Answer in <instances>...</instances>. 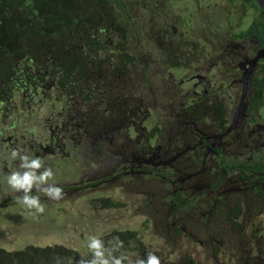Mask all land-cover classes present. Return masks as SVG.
Masks as SVG:
<instances>
[{
    "label": "rangeland",
    "instance_id": "rangeland-1",
    "mask_svg": "<svg viewBox=\"0 0 264 264\" xmlns=\"http://www.w3.org/2000/svg\"><path fill=\"white\" fill-rule=\"evenodd\" d=\"M129 1L133 10L142 9L137 14L138 19L132 20L129 27H139L143 33L148 77H143L142 71H145L138 64L128 65L124 77L116 78L106 72L101 77L108 82L106 89L95 98L103 100L101 107L105 108L100 113L94 111L98 105L91 104L95 102L93 99L74 101L70 93L57 94L56 91L46 90L43 93L35 92L33 96V93H29L28 99L22 103L20 94L16 92L13 97L14 109L8 112L4 110L0 115V130L4 129L5 134L0 137L3 140L0 144V204L4 203V206L0 205V247L7 252H15L27 247L57 246L85 256L92 252L87 247L90 237L99 239L103 246L109 245L106 237L114 231L132 230L137 231L144 244L153 251L174 253L169 259L176 254H185L193 259L194 264H264V251L262 254L256 252L264 250V244L256 249L252 245L255 239L250 238L248 229L244 227L238 230V227L227 222L233 217L234 221L241 223L242 217L231 215V211L221 204L218 214L215 213L216 208L215 214L210 211L217 199L221 198V202L231 200L232 193L223 195L226 190L235 188L232 182L218 184L217 181L209 192L206 183H200V190H192L194 183L186 181L187 173L180 168V160L176 165L174 162L171 165L159 164L154 169L173 176L174 184L156 176L155 171L150 174L136 172L133 176L128 173L120 176L121 173L116 171L124 163L125 166L138 164L132 158L133 151L155 146L159 137H147L154 122L160 126L158 145L182 135L180 128L174 135L172 84L169 79L165 80L166 75L154 77L157 73L151 71L155 70L158 74L162 73L161 70L167 71L177 80L183 76L184 69L171 68L174 64L168 63L161 54L165 49H158L161 47L159 45L154 48L157 46L154 39L160 41V45L167 46L165 51L173 52L179 37H183L182 42L195 43L209 54L212 45H218L217 40H222L237 26L244 27L245 23L241 20L246 22V19L241 17L243 7L240 0H236L233 7L228 6L225 0ZM150 32L155 34L153 38L149 36ZM171 42L174 45H170ZM182 47L186 48L178 49L183 51L186 59V55L192 52L188 51L189 45ZM151 90L155 95L150 93ZM140 95L145 97L143 102L147 105L155 104L160 112H156L157 121L149 116L147 120L137 118L134 108ZM42 98L48 102L39 104ZM122 100L128 101L124 114L130 115L128 127L118 123V118L123 117L118 114L119 110L125 107ZM4 107V104L0 105L2 110ZM64 136L67 138L63 139ZM4 141L7 145L3 144ZM96 141L101 143L99 148L94 145ZM29 144L34 145L33 150H28L31 149L28 148ZM37 148H41L44 154H38L37 150L36 155ZM13 150L17 151L16 158L11 157ZM21 155L40 159L41 167L35 169V173L38 176L49 168L53 173L52 178H46L38 186L34 181L27 193L23 189L11 188L7 177L12 172L27 171L20 167ZM115 163L118 164L115 166ZM234 163L228 161L229 165ZM112 169L115 171L112 172ZM214 172L211 173L212 182L219 180L223 174L230 178L236 176L235 171L225 174L215 169ZM114 174L115 178L110 180ZM71 186L83 189L75 192L72 188L68 189ZM49 187L63 189L52 195L43 191ZM175 187L183 188L180 198L186 205L174 200ZM24 195L35 197L43 211L37 213L35 208L24 204L9 205L11 201H21ZM5 200L7 202H3ZM101 200L107 201V205H103ZM259 218L264 230V215ZM256 257H261V260Z\"/></svg>",
    "mask_w": 264,
    "mask_h": 264
},
{
    "label": "trees",
    "instance_id": "trees-1",
    "mask_svg": "<svg viewBox=\"0 0 264 264\" xmlns=\"http://www.w3.org/2000/svg\"><path fill=\"white\" fill-rule=\"evenodd\" d=\"M244 2L255 7L251 0ZM140 11L142 9L133 10L129 0H0V105H5L3 110L0 108V115L4 110L8 112L14 109L13 97L16 92L20 94L21 103L28 99L29 93H33V96L35 92L43 93L46 90L56 91L57 94L67 92L74 101L78 99L85 102L95 100L99 92L106 89L108 82L101 79L106 72L116 78L124 77L128 65L138 64L145 71H142L143 77H148L146 72L149 73V65L146 50L143 49V33L139 27H129L132 20L138 19ZM250 29L260 30L259 38H264L261 21L255 20ZM146 33L148 35V31ZM153 35L150 32L151 38ZM154 40L157 45L154 48L159 45L161 47L158 49H167V46L160 45V41ZM169 44L168 48L171 49ZM165 50L161 54L168 63L174 64L172 52ZM151 73H157L154 77H162L155 70ZM150 93L155 95L152 90ZM144 99L142 95L137 99L134 108V111L137 110L136 116L139 120H147L149 116L155 121L158 117L157 108L155 104L147 105ZM96 100L91 104L98 105L94 111L100 113L105 106L101 107L104 105L103 100ZM44 102L48 100H39V104ZM127 102L121 101L125 107L118 113L123 116L122 119L118 118V123L124 127H128L130 116L124 115ZM159 129L158 123L154 122L147 137L153 135L160 138ZM125 134H128L127 130ZM4 136V129H1L0 137ZM66 138L64 136L63 139ZM3 144L7 145V142ZM94 145L99 148L101 143L96 141ZM28 148L33 150L34 145L29 144ZM40 149L37 148L35 153L38 150L37 153L43 155L44 151ZM101 201L103 205L108 203ZM180 204L186 205V202ZM106 240L109 245L103 244L100 249L104 258L120 257L121 264H138V261L146 260L149 253L159 258V264H194L193 259L187 258L185 254H179L183 259L178 254L169 259L174 253L153 251L144 244L137 231H114ZM92 259L93 252L83 256L57 246L0 252V264H88Z\"/></svg>",
    "mask_w": 264,
    "mask_h": 264
},
{
    "label": "flooded vegetation",
    "instance_id": "flooded-vegetation-1",
    "mask_svg": "<svg viewBox=\"0 0 264 264\" xmlns=\"http://www.w3.org/2000/svg\"><path fill=\"white\" fill-rule=\"evenodd\" d=\"M235 1L224 2L233 7ZM251 2L254 4L253 0ZM240 3L243 7L241 17L246 19V22L241 20L245 23L244 27L237 26L232 33L217 40V46L210 44L213 49L209 54L195 43H185V40L179 43V39H184L179 37L177 48L172 49L171 59L174 60V67L184 69L183 76L175 80L172 74L161 70V75H166L165 80L169 79L172 84L174 135H177L179 128L182 135L174 140L169 139L163 145H158L159 138L155 136L158 139L153 148L133 149L132 158L138 162L136 166H125L124 163L116 171L121 173L120 176L155 171L156 176L174 184L173 176L154 169L159 164L171 165L174 162L176 165L180 160V168L187 173L186 181L194 183L192 190H200V183H206L209 192L217 181L218 184L232 182L235 188L226 190L223 195L232 193L231 200L221 202V198L217 199L218 206H215V201L210 211L214 213L217 209L215 213L218 214L221 204L231 211V215L242 217L241 223L234 221L233 217L231 221L225 220L238 230L244 227L248 229L250 238L255 239L252 245L258 249V245L264 244L263 222L259 221V217L264 215V38L261 40L260 30H251L250 26L258 20L264 27V15L255 4V7H251L244 0H240ZM184 45H189L188 51L192 52L186 55V59L183 51L178 49H185L182 47ZM229 160L235 163L229 165ZM215 169L225 174L235 171L236 176L230 178L223 174L219 180L212 182L211 173H215ZM71 188L75 192L83 189L71 186L69 190ZM182 189L175 187L173 192L174 198L180 199L177 201L179 204L183 202L180 198ZM13 204L22 203L11 201L9 205ZM0 205L4 206V203ZM1 251L7 253L0 247ZM263 251L256 252L262 254ZM256 258L261 260V257Z\"/></svg>",
    "mask_w": 264,
    "mask_h": 264
},
{
    "label": "clouds",
    "instance_id": "clouds-1",
    "mask_svg": "<svg viewBox=\"0 0 264 264\" xmlns=\"http://www.w3.org/2000/svg\"><path fill=\"white\" fill-rule=\"evenodd\" d=\"M17 151L13 150L11 152V157L16 158ZM21 165L20 167L23 169H27V171L21 172H12L7 177V183L13 189H23L25 193L28 192L29 188L33 186V182H37V186L41 183H44L47 179L52 178V171L49 168H45L38 176L35 173V169L41 167V160L38 158H29L27 155L20 156ZM45 193H50L52 195H56L60 192L59 188H46L43 189ZM26 207L35 208L36 212H42L43 207L37 203L36 198H29L27 195H24L20 201ZM119 244V241L117 242ZM87 247L93 252V259L88 262V264H109V260H111V264H121L120 257H111L105 259L104 253L101 249V242L99 239L95 237H90L87 243ZM83 264V262H82ZM138 264H159V258L155 255L149 253L146 256V260L138 261Z\"/></svg>",
    "mask_w": 264,
    "mask_h": 264
},
{
    "label": "water",
    "instance_id": "water-1",
    "mask_svg": "<svg viewBox=\"0 0 264 264\" xmlns=\"http://www.w3.org/2000/svg\"><path fill=\"white\" fill-rule=\"evenodd\" d=\"M253 2L260 10V12L264 15V0H253Z\"/></svg>",
    "mask_w": 264,
    "mask_h": 264
}]
</instances>
